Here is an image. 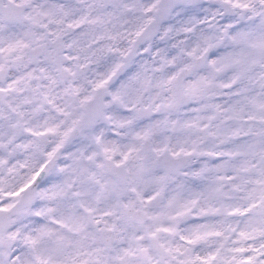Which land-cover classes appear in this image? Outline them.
Wrapping results in <instances>:
<instances>
[{
	"label": "snow or ice",
	"instance_id": "snow-or-ice-1",
	"mask_svg": "<svg viewBox=\"0 0 264 264\" xmlns=\"http://www.w3.org/2000/svg\"><path fill=\"white\" fill-rule=\"evenodd\" d=\"M0 264H264V0H0Z\"/></svg>",
	"mask_w": 264,
	"mask_h": 264
}]
</instances>
